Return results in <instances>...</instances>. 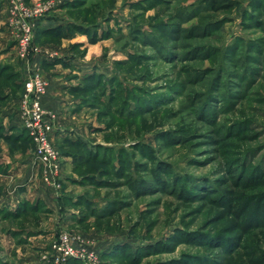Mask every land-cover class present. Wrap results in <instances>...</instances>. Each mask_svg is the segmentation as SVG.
<instances>
[{
  "label": "rangeland",
  "instance_id": "374dc122",
  "mask_svg": "<svg viewBox=\"0 0 264 264\" xmlns=\"http://www.w3.org/2000/svg\"><path fill=\"white\" fill-rule=\"evenodd\" d=\"M262 1L61 0L20 58L0 0V152L35 148L10 121L37 64L63 176L61 210L0 217V264H53L61 230L95 253L83 264H264Z\"/></svg>",
  "mask_w": 264,
  "mask_h": 264
},
{
  "label": "built area",
  "instance_id": "2783aa9c",
  "mask_svg": "<svg viewBox=\"0 0 264 264\" xmlns=\"http://www.w3.org/2000/svg\"><path fill=\"white\" fill-rule=\"evenodd\" d=\"M61 0H43L31 4L28 0H5L8 21L17 41V54L29 58L37 51L34 37L39 20L56 8ZM47 91V80L38 68H31L24 80V91L20 102L23 126L33 140L35 159L40 176L56 190L61 188V157L53 142L56 113L43 105ZM53 264H65L71 258L90 263L96 257L81 236L61 230L50 242L46 256Z\"/></svg>",
  "mask_w": 264,
  "mask_h": 264
},
{
  "label": "crops",
  "instance_id": "0c3cea01",
  "mask_svg": "<svg viewBox=\"0 0 264 264\" xmlns=\"http://www.w3.org/2000/svg\"><path fill=\"white\" fill-rule=\"evenodd\" d=\"M3 8H4L3 13L5 15V22H6L7 5L5 0L3 3ZM48 14L39 20L38 24L43 26V29L55 25L56 20L48 16ZM44 53L45 52L43 50V54ZM43 61H44V57H43ZM31 64L32 66H30V63L28 64L26 70L28 73L23 72V77H25V79L29 76L31 68L37 66V64L36 65L34 63ZM43 66H44V62H43ZM45 78L47 80V91L43 96V105L45 108L52 110L56 113L57 115L55 120V124H56L58 119L57 113H59L62 104H61V100L59 99V94L55 89V84L53 80H50V78L46 76ZM20 102L17 108V112H15L16 113L15 117L11 118L10 121V125H17L21 127L19 130H17V133L14 135L20 134V132L24 128L22 122V116L20 112ZM1 139L3 138H0V140ZM18 143H21V141H18ZM0 155H3V158H5V161L0 160V209H3V206L5 205L7 209L17 210L18 206L22 204L27 198L30 197L29 194L31 195L35 194L38 195V197L43 200V207L45 210H49L50 209L49 207H53L55 210L57 208L61 210V206H62L61 200L63 199L62 194H60L61 188L59 190H56L55 188L48 185L45 181L42 180L40 173H38L40 169L35 159L34 150L32 153L26 152L24 155L18 154L16 155L17 158L13 159L11 158L10 148L9 147L6 148L4 146L3 151L0 152ZM64 161H66L65 164L69 166L70 160L64 159ZM57 202H59V204L56 207ZM50 215H51L50 220L51 219L54 220V214L51 213ZM52 225L54 224L52 223Z\"/></svg>",
  "mask_w": 264,
  "mask_h": 264
},
{
  "label": "trees",
  "instance_id": "16d2710c",
  "mask_svg": "<svg viewBox=\"0 0 264 264\" xmlns=\"http://www.w3.org/2000/svg\"><path fill=\"white\" fill-rule=\"evenodd\" d=\"M213 7L215 10L217 9H221V8H228L229 7V4H225V3H221V2H216L215 4H213ZM261 10V13H262V16L264 17V2H260L259 6H258ZM253 21L258 24V25H263L262 22H260L259 20L253 18ZM254 22H250L251 24L254 23ZM36 32H37V28H36V31H35V35H36ZM48 32V30H43V33H46ZM47 34V33H46ZM23 90H24V82H23ZM10 138L14 141V142H18V141H21L22 143H27V142H32L33 143V140L32 138L30 137V135L28 134V131L26 130V128L24 127L22 129V131L20 132V134L18 135H13V136H10ZM34 144V143H33ZM41 207H43L42 205V200L41 199H37L36 201H34V203L32 202H29V201H24L22 204H20L17 208V210L14 212V214H12L11 212H8V211H4L3 212V209H0V217L2 216H7V215H11V216H15V217H18V216H21L23 213L31 210V209H41ZM6 213V214H5ZM65 264H83V262L80 260V259H77V258H71L69 259Z\"/></svg>",
  "mask_w": 264,
  "mask_h": 264
}]
</instances>
